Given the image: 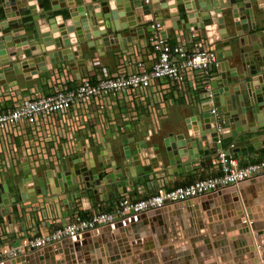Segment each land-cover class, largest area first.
I'll list each match as a JSON object with an SVG mask.
<instances>
[{
  "label": "built area",
  "instance_id": "1",
  "mask_svg": "<svg viewBox=\"0 0 264 264\" xmlns=\"http://www.w3.org/2000/svg\"><path fill=\"white\" fill-rule=\"evenodd\" d=\"M143 3L152 5L153 1L143 0ZM159 18L160 14L152 13L148 38L130 42L119 50V63L113 73L103 66L100 56L86 54L76 59H84L76 64L79 78L64 61L47 72L51 75L47 84L49 93L41 86L0 85V185L16 182L32 192L43 179L46 183L48 180L51 189L60 190L75 179L80 182L85 177L80 171L92 166L96 169L88 177L104 179L114 170L102 164L113 160L111 142L104 149L107 138L118 141L132 131H139L144 134V140L150 141L161 130L171 93L219 120L212 86L215 77L211 71L220 65L215 48L196 29L177 30L172 37L174 42H170L166 26ZM145 45L151 50H144ZM217 124L221 130L222 126ZM140 151L155 154L152 147ZM21 162L29 166L25 175L21 172ZM217 164L222 176L172 190H167V177L151 174L148 184L155 188L154 195L134 201L125 188L115 210L86 218L82 215L84 199L79 193L85 183L81 182L78 190L73 191L72 206L66 195H61L66 197L72 219L54 232L39 236L24 233L20 244L15 245L5 240L6 224H0V263L89 235L99 228L112 227L128 217L192 202L229 187L240 188L244 182L264 176V159L241 165L237 159L228 158L225 150H220ZM48 172L53 173L52 177L45 176ZM9 175L13 180H9ZM36 201L18 205L16 209L25 210Z\"/></svg>",
  "mask_w": 264,
  "mask_h": 264
},
{
  "label": "water",
  "instance_id": "2",
  "mask_svg": "<svg viewBox=\"0 0 264 264\" xmlns=\"http://www.w3.org/2000/svg\"><path fill=\"white\" fill-rule=\"evenodd\" d=\"M33 1H36L38 8L31 6ZM152 1V5H145L143 0H90L89 2L88 0H68V6L64 3L62 8H58L55 4L51 5V0H0V85L7 84L4 76L9 72L22 75L24 71L34 70L38 75V73L52 70L54 66L63 61L69 63L72 71L79 78L76 64L82 63L84 59L79 61L76 59L88 53V50H85L86 45L90 52L105 53V50L96 49L111 48L115 37L122 40V32H137L143 28L142 15L145 24L150 22L152 13L156 12L160 14V23L166 28L182 30L178 29L174 23L178 21L186 25L185 29L193 27V29L199 30L204 28L205 23L211 21L214 15L222 16V10L227 9L234 17L236 31L240 36L241 21L247 19V11L249 10L250 13V7L253 4L260 6L264 3V0H226L225 2L215 1L214 6H211L207 0H176L174 7L171 6L169 9L183 6L186 20L181 21L177 14H173L177 20L174 18L164 20L162 10L165 7L162 6L161 0ZM45 2L49 3L50 8L45 7ZM41 21H45L47 24L46 30L41 27ZM197 22H199L198 25ZM91 28H94L93 32H91ZM106 33L108 37L103 40L102 37ZM143 39L144 37L134 40ZM132 40L128 37L124 38L123 42H133ZM90 42H93V45ZM50 46H54V48L48 49ZM13 47H16V50H11V52L6 50ZM260 60V56L255 53L249 61L242 57L243 67L236 74L220 72V65L217 67L221 87L218 85V81H215L212 86L220 118L217 121L216 117L209 112L203 115L207 131L202 139L199 134L178 139L170 136L164 139V146L158 145L156 148L158 154L152 155L150 152L139 150L137 154L133 155L129 150L128 139L123 137L121 139L124 145L123 159L119 162L113 157L111 162L103 161L102 163L105 166H112L114 170H117L120 165L121 175L119 177L107 174L104 179L96 176L92 180L91 177H88L90 171L96 169L95 166H92L80 171L85 174L80 182L75 179L73 183H68L67 187H62L60 190L55 187L51 189L48 180L46 183L43 179L35 184L32 192L16 182L0 185V215L8 217V220L11 221L7 210L14 209L18 205L24 206V203L40 198L61 195H66L67 202L72 206L73 191L78 190L81 182L85 183L84 190H79L80 196L84 200H89L90 195H93L95 203H99L101 195L105 194L106 198L108 185L115 182L116 187L113 191L115 196L119 197L128 181L132 184L137 180L148 178L151 174L168 171L171 166L174 168L179 165L186 166L190 162L200 161L202 158L215 154L219 148L217 144L219 140L224 143L230 141L229 148L225 150L228 158L237 159L240 155L247 156L255 153L256 148L264 145V139L260 137V134L264 132V117L261 116V110L264 109V74H260L254 65L256 61ZM236 84H239L241 92L231 93L230 88ZM237 91L238 89L235 87V92ZM225 106L229 107V112L237 113L236 120L227 118ZM244 120L247 121L245 125L242 122ZM252 120H254V125H251ZM216 121L223 127L221 130L218 129ZM224 128L228 129L227 132ZM141 148L144 150L145 146L141 144ZM146 160L147 162L144 163L143 161ZM63 166L66 170L65 162H63ZM52 175V172H48L45 176L52 177ZM57 177L60 179L62 175L58 174ZM68 241L54 244L53 247L58 250L61 244ZM36 252H30L17 260L22 258L24 261L27 260L25 261L27 264H33L31 259L34 255H38L37 253H41V251ZM17 260L8 259L3 263H15ZM174 264L177 263L174 262Z\"/></svg>",
  "mask_w": 264,
  "mask_h": 264
},
{
  "label": "crops",
  "instance_id": "3",
  "mask_svg": "<svg viewBox=\"0 0 264 264\" xmlns=\"http://www.w3.org/2000/svg\"><path fill=\"white\" fill-rule=\"evenodd\" d=\"M67 1L68 0H51L50 3L51 5H57L58 8H62L64 3L67 5ZM89 1L90 0H88V2ZM207 1L211 3V6H214L215 1L225 2L226 0ZM31 4H33L31 6H36V8H38L36 1H33ZM161 4L165 7L162 10V16L164 20H170L171 18L177 20V17H173V14L179 15V19L181 21L186 20L183 6H178L172 10L169 9L171 6L174 7L176 0H161ZM139 12L141 13V10ZM247 13V19L241 21L240 36H238L236 31V26L233 19L234 17L227 9L222 10V16L220 14L214 15L211 21L205 23L204 28L197 30L200 35L208 41V44H212L215 48L220 61V72H230L232 74L238 73L239 69H242L243 67L241 62L242 57L249 61V59H251L255 53L260 56L261 60L256 61L254 65L260 74H264V3L260 6L253 4L250 7V13L249 10ZM141 18L143 28L139 29L137 32H122V40L115 37V40L112 41L111 48L106 47L105 49H96L105 50V53L100 51L90 52L89 47L86 45L85 50H88L87 55H91L93 57L96 55L100 56L99 59L103 66L107 68L108 72L113 73L119 63V50H121L122 46L130 45V42L124 43L123 39L129 37L133 39L132 41H135L137 38H148L151 35L149 24L144 23L145 20L143 15ZM221 20L223 21L221 22ZM200 21L201 19L199 17V22ZM199 22H197V25ZM174 23L178 29H185L186 27L183 22L180 23L177 21ZM47 28L48 26H46V29ZM191 29H193V27H191ZM90 30L93 32L94 28H91ZM166 31L169 35V38H171L170 42L173 43L174 39L172 37L177 30L171 27L166 28ZM107 37L108 35L106 33L102 39L105 40ZM90 44L93 45V42H90ZM53 48L54 46H50L48 49L52 50ZM143 48L144 50H151L149 45H145ZM6 50H16V47L7 48ZM212 72L213 78L215 77V81H218V85L221 87L220 78H218L219 74L217 67H215ZM4 77L7 80V84L9 85H16L19 88L41 86L45 92L49 93L50 91L47 84L48 80L51 78V75H49L47 72H41L38 73V75L34 70L24 71L22 75L9 72ZM235 87L238 89L237 92H235ZM230 92L240 93L241 89L239 84L231 87ZM168 101L170 106H168L165 117L161 122V130L154 137H152L150 141L144 140V134L139 131H132L128 134L127 139L129 142V150L133 155L137 154L141 149V144H143L147 149L152 147L153 150H155V155L158 154L156 148L158 145L160 147L164 146V139L170 136H174L177 139L180 137L187 138L188 135L195 136L197 134L200 135L201 139L203 136H205L207 125L205 124V118L203 116L205 113L204 111L201 112L196 110L191 106V104L186 103L183 99L173 96L172 93L168 96ZM224 108V110H227V118L229 120L231 118L236 120L237 113L235 111L229 112L228 106H225ZM261 112V116L264 117L263 108ZM253 121L254 120H252L251 125H254ZM242 122H244V125L247 124L246 120ZM224 130L227 132L228 129L224 128ZM260 137L264 139V132L260 134ZM107 141V146H105L104 149H108V143L111 142V149L113 151L111 157H114L116 161L120 162V160H122L124 157V145L122 140L112 141V139L109 137L107 138ZM182 141L183 139L181 142ZM217 144L219 148L216 150L215 154L202 158L200 161L193 163L190 162L186 166L179 165L175 168L171 166L168 171L161 172L157 176L163 175L168 178L167 190H172L178 186L185 187L199 180L222 176L223 171L217 164L218 153L220 150L228 149L230 146V141H228V143H224V141H222L221 143ZM263 159L264 145L256 148V152L253 154H248L247 156L240 155V157L237 158L241 165H245L249 162L256 163ZM105 162H108V160H105ZM143 162L146 163L147 160ZM119 167L117 170H112L111 172L116 178L121 175ZM28 171V164L26 162H21V172L25 175ZM8 177L9 180H13L11 175ZM255 180L244 182V185L240 186L239 189L241 191V195L239 192H237L238 190L221 194V192L231 188L229 187L216 193V197L214 196L215 198L213 197L214 199L206 202V204L202 202L203 204L198 211L204 217L201 219L204 222V225L202 222L199 224V221L197 223L194 222V224L198 225L199 227H202L203 225L206 230L208 229V231H205L206 233L202 234L198 232L199 230L197 229V236H193L194 238L185 237L186 235L183 236V233L192 234V231L190 230L183 232V220L180 216L182 215L185 217L187 212L178 213V217L175 215L172 218L171 216L169 219H174L175 223H177V220L182 221L181 225L176 227L177 234L179 236V243H177V245L178 247H181V249H174V252L177 250H179V252L170 256L171 258L169 261H167V264H171L172 262L173 264L174 262L177 264H249L252 259L257 257L259 258L258 253L254 251V249L252 250L249 248L252 245V240L249 233L239 234V229H237L238 224L235 225V221L241 217L242 212L237 211L238 209L235 207L234 199L242 197L245 201V205L252 210L254 215H258L260 217L257 222L259 227L264 229V176ZM115 183L108 185L106 190L107 196L105 198V194L101 195V200L99 203H95L93 195H90L89 200H84L85 206L82 211L84 218L91 217L101 211L106 212L115 210L118 202L120 201V196L116 197L113 191L116 187ZM127 183L128 184L126 187H124V189L127 188L130 191L128 193L131 194L132 200L134 201L147 199L156 193L155 188L149 186L148 178H145L144 180H137L132 184L129 181ZM197 201L199 202L201 199H198ZM65 202V196H57L45 199L40 198L33 204L27 205L25 210L21 208H18V210L16 208L7 210V215L11 216L12 223L8 220V217L0 215V224H6L4 229L6 236L5 240L18 245L20 244V236L24 233L28 234L29 236H39L41 234H50L61 228L67 221L72 219L71 211L68 210L67 204ZM204 206H206V208L209 207V209L212 208L218 210L220 216L223 217L218 218L216 217L217 215L214 217H209L207 213V210L209 209L206 210ZM160 210H164V208ZM198 211L197 209L191 210V214L195 215ZM232 213H236V215H233ZM209 224L213 229L208 228ZM228 228L232 231L228 232ZM262 229L257 230L255 233L256 237L258 238V249H260L262 252L260 254V260H264V230ZM246 247L248 251H246ZM238 248H240V253H236L237 251H235L238 250ZM75 250L76 248L74 247L73 256L76 254ZM39 251H41V253L36 252L38 255H34V259H32V262L35 264H40L42 258H46L45 260L50 264H55V258L61 257V255L65 254V248L62 245L60 249L58 248V250H55V256H58L55 258L51 254L53 250H50V255L48 253L44 254L42 250ZM153 258H147L146 261H148L149 264H153ZM82 260L83 262L81 264H85L84 259ZM163 261L166 260L162 259V262L157 264H163ZM97 262L99 264V260H97Z\"/></svg>",
  "mask_w": 264,
  "mask_h": 264
},
{
  "label": "bare ground",
  "instance_id": "4",
  "mask_svg": "<svg viewBox=\"0 0 264 264\" xmlns=\"http://www.w3.org/2000/svg\"><path fill=\"white\" fill-rule=\"evenodd\" d=\"M40 25L43 29L46 30L45 21H41ZM42 66H44V64H42ZM235 190L236 191L238 190L237 192H239V194L241 195V191L238 187H234V188L231 187L226 191L221 192V194H225ZM215 195H208L204 198H201V201L199 202L197 200H192V202L185 203L183 205H173V206L168 205L167 207L164 208V210H160V211L157 210V211L149 212V214H145V215L142 214L138 216L128 217L112 227L99 228L96 231L90 233L89 235H85L82 237L79 236L72 240L69 239V241L66 242L65 244H61L65 248V254L61 255V257L55 256L56 255L55 250L57 249H54L53 247L54 245H51L50 247H47L42 251L44 252V254L47 253L49 254L50 250H53L51 253L53 257L54 258L58 257L55 258L56 259L55 264H81L83 262L82 259H84L85 264H94V263L98 264L97 260H99V264H131L133 261H138L136 264H149V262L146 261L147 258H153V257H154L152 261L153 264L161 263L162 259L166 260L163 261V264H166L167 261H169V259L171 258L170 256L179 252V250L174 252V249L176 248L181 249V247H178L177 245V243H179V236L177 234L176 227L178 225L180 226L182 221L177 220V223H175L174 219H169V218H171V216L173 218L175 215L176 217H178L177 215L178 213L187 212L185 217L182 215L180 216L181 219L183 220V226H182L184 228L183 232H185L186 230L187 231L190 230L192 231V234L183 233V236L186 235L185 237L194 238L193 236H197L196 235L197 229L199 230L198 232L202 234L206 233L205 231H208V229L206 230L203 227L204 222L201 220L204 217L199 213L198 210H200L203 203L206 204V202L213 200L216 197ZM234 201H235V207L238 209L237 211L242 212L241 217L235 221L236 222L235 225L238 224L237 225V229H239L238 233L239 234L249 233L252 240V245L249 248L252 250L254 249V251H256L259 255V258L257 257L255 259H252L249 264H262L263 262L262 260H260L261 259L260 254L262 252L260 251V249H258L259 247L258 238L256 237L255 234L257 230L262 229L261 227H259L257 222L260 217L258 215H254L252 210L245 205V201L242 197L236 198L234 199ZM204 208L206 210L209 209V207L206 208V206H204ZM195 209H197L198 212H196L195 215L191 214L192 213L191 210H195ZM218 212H219L218 210L212 208L207 210L209 217H214L217 215L216 217L222 218L223 216H220V213ZM190 214L191 217L189 219ZM232 214L236 215V213H232ZM143 218H145L144 220L146 222L143 221L138 223V221H140V219ZM198 221L199 224H201L202 222L203 224L202 227H199L198 225L194 224V222L197 223ZM208 228L213 229L211 228L210 224ZM124 231L130 233L131 235L128 240L129 245L122 247L120 244L121 240H119L120 239L119 237L121 233ZM227 231L231 232L232 230L228 228ZM108 237L109 240L107 239ZM94 240L97 242L95 247H93L92 249H89V246L86 247L87 244L94 242ZM112 244H113V249H112L113 254L109 255L108 248ZM74 247L76 248L75 250L76 254H74L73 256ZM235 251H237L236 253H240V248H238V250ZM246 251H248L247 247H246ZM45 259L46 258L44 259L42 258L41 263L50 264ZM25 261L27 260L25 259ZM25 261L22 260V258H20V260H17L15 263L9 262L8 264H16V263L27 264ZM6 263L7 262H5V264ZM0 264H4V263L1 262Z\"/></svg>",
  "mask_w": 264,
  "mask_h": 264
},
{
  "label": "rangeland",
  "instance_id": "5",
  "mask_svg": "<svg viewBox=\"0 0 264 264\" xmlns=\"http://www.w3.org/2000/svg\"><path fill=\"white\" fill-rule=\"evenodd\" d=\"M44 75V74H43ZM146 222L145 220H140V221H138V223H140V222ZM136 231V230H135ZM109 232H111V231H109ZM130 233H128V232H126V231H124V232H122L121 233V235H120V239L119 240H121V246L123 247V246H128L129 244V238H130ZM96 236V235H95ZM97 237V236H96ZM96 237H95V240H96ZM86 239V238H85ZM108 240H109V237L107 238ZM112 239H114V238H112ZM94 240V242H91V243H89V244H87L86 245V247H88L89 246V249H92L93 247H95L96 246V241ZM104 244H105V242H104ZM100 248V247H99ZM112 249H113V244L108 248V250H109V255H112L113 254V252H112ZM79 261V260H78ZM138 261H133L131 264H136ZM202 264V263H201Z\"/></svg>",
  "mask_w": 264,
  "mask_h": 264
},
{
  "label": "trees",
  "instance_id": "6",
  "mask_svg": "<svg viewBox=\"0 0 264 264\" xmlns=\"http://www.w3.org/2000/svg\"><path fill=\"white\" fill-rule=\"evenodd\" d=\"M45 7H46L47 9L50 8V7H49V3H46V2H45Z\"/></svg>",
  "mask_w": 264,
  "mask_h": 264
}]
</instances>
